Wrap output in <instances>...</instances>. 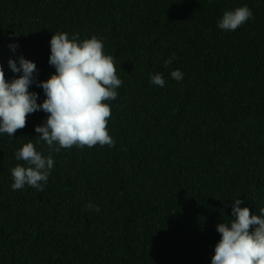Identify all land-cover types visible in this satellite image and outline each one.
Wrapping results in <instances>:
<instances>
[{"label": "trees", "instance_id": "trees-1", "mask_svg": "<svg viewBox=\"0 0 264 264\" xmlns=\"http://www.w3.org/2000/svg\"><path fill=\"white\" fill-rule=\"evenodd\" d=\"M245 5L253 19L217 27ZM60 32L96 36L115 58L123 83L106 102L115 146L50 153L33 140L55 161L48 184L13 190L15 153L48 114L0 136V264H211L232 201L264 208V0H0L6 78L9 58L23 54L47 80ZM30 91L43 102L42 88Z\"/></svg>", "mask_w": 264, "mask_h": 264}, {"label": "clouds", "instance_id": "clouds-1", "mask_svg": "<svg viewBox=\"0 0 264 264\" xmlns=\"http://www.w3.org/2000/svg\"><path fill=\"white\" fill-rule=\"evenodd\" d=\"M254 18L248 6L225 11L217 23L223 31L235 32ZM17 43L9 45L15 54ZM176 59L175 55L165 61V66ZM49 65L55 69L47 80L39 79L37 64L23 54L9 58L8 69L14 74L6 78L5 66L0 62V136H13L27 124V117L38 111L48 114L43 125L35 132L37 139H29L15 153V159L22 161L11 169L13 190L26 186L43 191L47 186L55 161L51 154L44 155L37 144L44 142L48 149L61 152L72 147L91 148L96 145L115 146L108 128L111 107L107 101L118 98V89L123 81L117 75L116 61L105 53L102 39L92 36L80 40L78 34L60 32L50 40ZM150 83L164 87L166 80L162 73H150ZM180 82L184 74L179 69L170 73ZM42 88L45 99L38 103L40 94L30 91L32 86ZM232 215L228 222L217 225L221 235L215 246L211 264H264V208L259 215L250 213L248 207H240L243 200L232 201ZM89 210L99 212L91 203Z\"/></svg>", "mask_w": 264, "mask_h": 264}]
</instances>
